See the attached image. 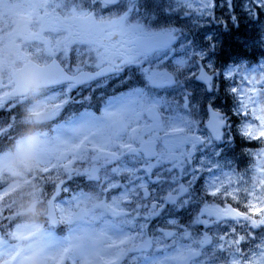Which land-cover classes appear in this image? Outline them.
Wrapping results in <instances>:
<instances>
[{
    "label": "snow or ice",
    "instance_id": "snow-or-ice-1",
    "mask_svg": "<svg viewBox=\"0 0 264 264\" xmlns=\"http://www.w3.org/2000/svg\"><path fill=\"white\" fill-rule=\"evenodd\" d=\"M22 3L17 27L0 0V174H13L32 68L45 112L31 180L45 211L22 228L0 179V264H264V63L210 58L215 29L238 31L246 15L264 30V0ZM235 40L264 47V34ZM229 80L238 106L226 114ZM249 117L253 174L215 178L218 142Z\"/></svg>",
    "mask_w": 264,
    "mask_h": 264
},
{
    "label": "rangeland",
    "instance_id": "rangeland-1",
    "mask_svg": "<svg viewBox=\"0 0 264 264\" xmlns=\"http://www.w3.org/2000/svg\"><path fill=\"white\" fill-rule=\"evenodd\" d=\"M14 8H13V12L11 15V21L14 23L15 26L17 27H21L24 26L26 24V22L29 19V15H28V9L26 8V6L22 3V0H13ZM152 0H148V3L144 4V7L148 10H150L152 8ZM243 22H245L244 24H246V20L248 21V23H253V26H258L259 24L255 21H250L246 15L242 16ZM211 35H213L214 39L216 40V42L218 43V47L220 45V38H219V34L217 29H215L212 33H210ZM263 52H264V47H263ZM210 58L214 61L215 59V53L210 55ZM264 63V57L260 58V61L257 63V65H255L252 69H257L259 68L260 64ZM234 66V63L230 64ZM236 65V63H235ZM252 69H245L246 71H251ZM227 83L224 85V87L227 86V88L232 87V86H236V84H233V82L231 80L226 81ZM237 83H239V81H237ZM232 104L231 107H227V109L223 108H219L222 110V112L224 113H230L231 111H233L234 108H236L238 106V98L232 94ZM230 95V96H231ZM42 95L41 93H35L33 95H30L28 97L27 103L24 105V109H26L29 105L39 102L42 100ZM219 107V106H217ZM253 122L251 117L247 118L244 121H238L236 124L232 125L231 129L229 130V134L231 136L230 140H225L223 142H218V151L220 153L219 159H216L215 156H213V159H216V163L218 165V170L215 173V178L217 179H222L227 175H238L240 177H243V181H241V185H243L244 182L248 181L251 177V175L254 172V166H255V159H254V152L256 150H258L259 145L258 143L254 144L253 149L249 148V147H241L239 149V154H242L243 156H245V160L243 167L244 169L242 171H238V165L237 162L230 157V150L234 149L232 143H233V138L235 137V135L243 138L246 142L247 141H252L250 139H247L243 136L242 132L240 131V127L243 123H251ZM41 124V123H40ZM32 130H35V128H33ZM37 132V131H36ZM41 132H37V134L39 135ZM244 141V142H245ZM227 146V148L224 147ZM241 150V151H240ZM14 151V150H13ZM12 151V152H13ZM210 155H212V153L210 152ZM33 172V170L28 171L27 173H25V175L23 177L20 176H16L13 174H9L7 172V179L10 183V185L15 189L13 194H15V191H17L18 189H20L22 186H26L29 185L30 187L32 186V184H34V186L38 187L37 183H34L31 180V173ZM29 174V175H28ZM4 174H0V178L3 177ZM209 180H212L213 177H208ZM29 187V188H30ZM34 192L33 195V200L37 201L39 204H41L43 207L44 205L41 203L40 197L38 195L39 191H36L34 189V187H32V190ZM20 195L24 196V192H19ZM45 210V207H44ZM18 225H20L22 227V225H24L27 221H22V220H18L17 221ZM43 221L41 220V223Z\"/></svg>",
    "mask_w": 264,
    "mask_h": 264
},
{
    "label": "trees",
    "instance_id": "trees-1",
    "mask_svg": "<svg viewBox=\"0 0 264 264\" xmlns=\"http://www.w3.org/2000/svg\"><path fill=\"white\" fill-rule=\"evenodd\" d=\"M144 2L148 3V0L146 1L144 0ZM250 28L251 29L248 30L247 26L243 25V23L240 22L238 31L235 27H233L232 30H229L227 32L223 31L222 46L219 49V52L216 55V58L224 57L225 55H230L231 59H229L228 62H232V61L236 62V65L243 64L244 68L247 70L257 65V63L260 61V58L264 57L263 47H261L258 44L255 46L254 50L248 49V48H242L236 43V40H235V37L237 34H240V35L247 34L249 35L250 38L260 41L261 35L264 34V30H262L259 25L253 26V23H251ZM261 43H264V41H262ZM224 85H223V91L221 93H218V95L220 96V101L222 100L225 103V107L229 108L231 107V104H232V95L228 91L227 86L224 87ZM19 123L21 125V132H20V135L17 137V139L21 137L25 133L26 130H32L33 127L36 128L34 131L40 130V126L38 125H32L30 123L26 124V120L24 119V113L22 109L20 111ZM232 140H233L232 145L236 151V154H233V157L237 160L239 169L244 168L243 158L241 157V154L237 152H239V149L241 147H245V146L253 149V143L249 141L246 142L243 138H240L237 135H235V137ZM14 147H15V143L11 146L9 150L13 151ZM6 177H7V174L4 175V178ZM29 187H30L29 185L22 186L20 189L15 191V194L12 195L11 197V199L14 201V211H15L16 223L18 220H27V217L22 213L21 209H22L24 201L33 199L34 192L31 191L32 187H34L36 191H39L40 189L39 184H38V187L34 186V184H32L30 188ZM19 192H24L23 194L24 196L20 195Z\"/></svg>",
    "mask_w": 264,
    "mask_h": 264
},
{
    "label": "clouds",
    "instance_id": "clouds-1",
    "mask_svg": "<svg viewBox=\"0 0 264 264\" xmlns=\"http://www.w3.org/2000/svg\"><path fill=\"white\" fill-rule=\"evenodd\" d=\"M21 80L29 95L35 94V73L34 69H21ZM45 109L39 103L29 105L24 112V119L32 125H38L43 122ZM41 137L34 130H26L25 133L17 139L13 151V159L5 166V171L11 170L13 175L23 177L25 173L34 169L36 165L38 148L40 147ZM22 213L27 217V222L22 228L28 230L33 226L41 225L44 215V207L33 199L24 201ZM25 264H38L33 256Z\"/></svg>",
    "mask_w": 264,
    "mask_h": 264
},
{
    "label": "flooded vegetation",
    "instance_id": "flooded-vegetation-1",
    "mask_svg": "<svg viewBox=\"0 0 264 264\" xmlns=\"http://www.w3.org/2000/svg\"><path fill=\"white\" fill-rule=\"evenodd\" d=\"M220 102H222V100H221ZM218 106H220V105H218ZM221 109H222V108H221Z\"/></svg>",
    "mask_w": 264,
    "mask_h": 264
},
{
    "label": "water",
    "instance_id": "water-1",
    "mask_svg": "<svg viewBox=\"0 0 264 264\" xmlns=\"http://www.w3.org/2000/svg\"><path fill=\"white\" fill-rule=\"evenodd\" d=\"M209 115H210V112H209Z\"/></svg>",
    "mask_w": 264,
    "mask_h": 264
}]
</instances>
